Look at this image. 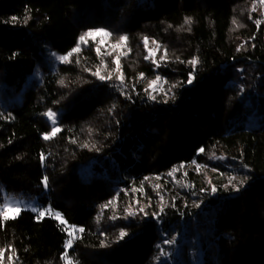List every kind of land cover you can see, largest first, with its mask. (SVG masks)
<instances>
[{
  "label": "trees",
  "instance_id": "1",
  "mask_svg": "<svg viewBox=\"0 0 264 264\" xmlns=\"http://www.w3.org/2000/svg\"><path fill=\"white\" fill-rule=\"evenodd\" d=\"M98 28L112 34L107 49L80 41ZM53 52L71 62L54 64ZM157 76L165 92L149 88ZM49 109L61 132L45 140ZM2 190L82 227L74 264H170L160 261L172 237L185 264L189 247L202 264H264V4L0 0V210ZM35 216L0 217V264L63 263L64 228Z\"/></svg>",
  "mask_w": 264,
  "mask_h": 264
},
{
  "label": "snow or ice",
  "instance_id": "2",
  "mask_svg": "<svg viewBox=\"0 0 264 264\" xmlns=\"http://www.w3.org/2000/svg\"><path fill=\"white\" fill-rule=\"evenodd\" d=\"M260 3L264 4V0H260ZM13 20H15L16 18L13 17ZM190 22V18H186V23ZM233 23H236V21L234 20ZM112 34L110 32H108L106 29L100 28V29H90L88 30L84 35H82L80 37V41L83 43H87V41L85 40V36L87 37H91L93 39H95V37L97 36H111ZM127 36H120L119 41L117 42V45H115L114 47H118L121 43H124L127 41ZM101 43H103V41H101ZM148 44V40L147 38H145V46H147ZM80 51V47L77 46L76 48H74L72 50V52L74 53H78ZM100 49L97 48V52H99ZM71 55V53H69L68 55H61L59 56V60L62 62H71L69 60V56ZM146 59L149 57H145ZM166 58V50H165V55H162L160 57L161 60H164ZM120 56H116L114 58V63L116 65V68L114 69L115 72L119 73V69H120ZM77 63L79 62L78 60L76 61ZM190 63L195 66L198 63V59L197 58H193ZM106 67V66H105ZM87 71H91L90 69H86ZM92 75L96 76L99 80L101 81H107V80H112L113 78V72H108L106 75L102 74L101 69L97 68L96 71L92 72ZM116 80L120 81V87L121 90L123 92V87H124V78H123V74H117L116 75ZM193 76L190 73L189 74V79H188V83L191 84L193 82ZM160 78L157 77V81ZM157 81H153L150 83L149 88H152L153 85L156 84ZM61 84L64 83V81H60ZM241 91H243V88H241ZM125 95H127V93H123ZM152 99H155V96H151ZM174 98V97H173ZM111 111V109H110ZM45 116H47L49 118V120L52 122L53 127L51 128V131L49 133L44 134L43 138L45 140H51L53 138H55L57 136L58 133L61 132V128L57 125V120H58V114L54 111H52L51 109H49L45 114ZM84 147H88V145H83ZM92 147H95V145H93ZM97 151H99V149H96ZM199 151L203 152L204 149L201 148ZM45 159V157L42 155L41 156V160L43 161ZM231 183V179L229 181ZM42 184L44 186V188L48 187V177L45 176L42 179ZM227 187V186H226ZM235 187V186H234ZM238 190V189H237ZM202 191H204V189H202ZM212 192H216L217 189L215 187L211 188ZM161 200H163V197H161ZM109 205H105V207H108ZM174 206V205H173ZM197 207H199V204L196 205ZM25 207L30 208V210L36 214L35 219L40 220L42 218H45L46 216H54L56 220H58L61 224L65 223L64 218L61 216V214L59 212H53V210L50 207H43L41 208L38 205H33V204H28L25 205ZM22 209L20 207H13L12 205L5 203L3 205V210H0V217H2V221L7 222L9 219H15L16 217L19 216V214L21 213ZM137 211L139 212H144L143 208H138ZM164 211V206L163 204L161 205V208L158 212H154L152 213V216L155 218H159L160 214ZM9 213H15V216H10ZM135 212H129L128 215L132 216L135 215ZM145 215H147V213H145ZM113 219H115L116 217H112ZM80 232H83V229H79ZM127 235V233L124 230H121L119 233V236L117 237V239H123L125 236ZM78 237H74L72 233H69V238L67 240L66 246H65V251L62 253L61 255V259L64 260L66 262V264H73V261L69 258V250L72 248L73 243H74V239H77ZM164 244H173L175 243V237H172V239H165L163 241ZM9 248L11 249V251L14 253L15 249L11 248V246H9ZM4 255V250L0 249V257H3ZM9 261L13 260V256H9L8 257Z\"/></svg>",
  "mask_w": 264,
  "mask_h": 264
},
{
  "label": "rangeland",
  "instance_id": "3",
  "mask_svg": "<svg viewBox=\"0 0 264 264\" xmlns=\"http://www.w3.org/2000/svg\"><path fill=\"white\" fill-rule=\"evenodd\" d=\"M98 29H100V28H98ZM95 39L99 42V44L104 49L105 48L106 49L109 48V44H110V42H109L110 41L109 40V36H97V37H95ZM101 41H103V43H101ZM149 53L152 56H154L155 53H156V50L154 48H150L149 49ZM61 55L62 54H59V53H56V52L51 53V56H52V59H53V63L54 64H58V63H61L62 62V61L59 60V56H61ZM31 77L36 78L37 80H40V73H39V71L38 70H35V72L32 74ZM157 77L160 78L158 81H157ZM157 77L153 80V81H157V82H156L155 85H153L152 88H150L151 91L152 92H165V84H164L163 78L160 77V76H157ZM54 112H56V111H54ZM56 113L59 115L58 112H56ZM249 119L250 118H247L246 119L247 121H245L247 125H252V124L254 125L256 123V122L253 121L254 119H252V121L249 120ZM57 122H58V120H57ZM51 124H52V122H51ZM52 127H53V124H52ZM111 160L113 162V159L112 158H111ZM92 164H93V162H91L88 165H86L85 167H83L81 169V172L84 175H87V173L90 171V169L92 167ZM198 166L199 165H197V167ZM44 191H45V193H47V188H44ZM2 197H3V200H2V210H3V205L5 203H8V204L12 205L13 207H17L18 206L22 210H28L30 212H32L30 210V208L25 207V205L33 204V205H38L41 208L47 206V207H50L53 210V212H59L61 214V216L65 220V223L64 224H61L58 220L55 219L54 216H46V217H51V218L55 219L64 228V230L66 232V238H65V242H64V251H65V246H66L67 240L69 238V233H72L74 237H78L79 234L81 233L79 231V229H82L81 226L69 223L65 219V217L63 216V214L59 210L53 208L50 203H44L36 195H33V196H23V195L6 194V192L4 190H2ZM9 215L10 216H15V213H9ZM75 240L76 239H74V241ZM167 245H172V247H169V248L162 247V255L163 256H162V261H160V263H164L165 261H168L170 264H185V259H182V255L180 253V251H181L180 250V245L181 244L175 242L173 244H167ZM187 254L189 256L188 257L189 258V264H202V262H201V250L198 247L197 248L189 247L187 249ZM62 264H66V262L63 260V263ZM73 264H74V261H73Z\"/></svg>",
  "mask_w": 264,
  "mask_h": 264
}]
</instances>
